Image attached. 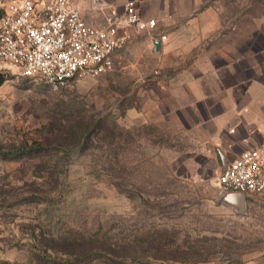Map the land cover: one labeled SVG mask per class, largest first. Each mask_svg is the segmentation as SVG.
<instances>
[{"label":"rangeland","instance_id":"1","mask_svg":"<svg viewBox=\"0 0 264 264\" xmlns=\"http://www.w3.org/2000/svg\"><path fill=\"white\" fill-rule=\"evenodd\" d=\"M118 55L56 92L0 66V264L264 256V200L247 198L244 214L218 201L220 160L179 111L178 73L162 78L143 47Z\"/></svg>","mask_w":264,"mask_h":264},{"label":"crops","instance_id":"2","mask_svg":"<svg viewBox=\"0 0 264 264\" xmlns=\"http://www.w3.org/2000/svg\"><path fill=\"white\" fill-rule=\"evenodd\" d=\"M7 1L0 0V10ZM96 1L119 7L129 0H75L88 24L101 21ZM139 12L156 20L154 33L136 34L123 50L143 47L157 55L167 67L162 78L169 67L178 73L179 111L192 121L205 151L211 146L221 173L264 141V0H141ZM247 198L264 200V192ZM252 264H264V256Z\"/></svg>","mask_w":264,"mask_h":264},{"label":"built area","instance_id":"3","mask_svg":"<svg viewBox=\"0 0 264 264\" xmlns=\"http://www.w3.org/2000/svg\"><path fill=\"white\" fill-rule=\"evenodd\" d=\"M75 0H8L0 18V66L10 64L40 78L51 91L78 77H98L136 34L152 36L156 20L139 12L141 0L119 7L96 1L98 24H88ZM165 39L164 35L159 37ZM221 191L246 196L264 192V141L242 151L218 176Z\"/></svg>","mask_w":264,"mask_h":264},{"label":"water","instance_id":"4","mask_svg":"<svg viewBox=\"0 0 264 264\" xmlns=\"http://www.w3.org/2000/svg\"><path fill=\"white\" fill-rule=\"evenodd\" d=\"M155 49H159L160 43H153ZM218 201L226 206L232 208L235 213L244 214L246 209V197L244 194L239 192H227L221 191L218 196Z\"/></svg>","mask_w":264,"mask_h":264},{"label":"trees","instance_id":"5","mask_svg":"<svg viewBox=\"0 0 264 264\" xmlns=\"http://www.w3.org/2000/svg\"><path fill=\"white\" fill-rule=\"evenodd\" d=\"M2 15H3V11H2V10H0V18L2 17Z\"/></svg>","mask_w":264,"mask_h":264}]
</instances>
